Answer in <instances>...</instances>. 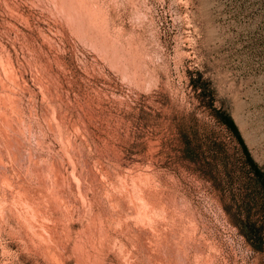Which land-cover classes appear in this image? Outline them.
Wrapping results in <instances>:
<instances>
[{
  "label": "rangeland",
  "instance_id": "rangeland-1",
  "mask_svg": "<svg viewBox=\"0 0 264 264\" xmlns=\"http://www.w3.org/2000/svg\"><path fill=\"white\" fill-rule=\"evenodd\" d=\"M211 102L264 172V0H0V264H264Z\"/></svg>",
  "mask_w": 264,
  "mask_h": 264
},
{
  "label": "trees",
  "instance_id": "trees-1",
  "mask_svg": "<svg viewBox=\"0 0 264 264\" xmlns=\"http://www.w3.org/2000/svg\"><path fill=\"white\" fill-rule=\"evenodd\" d=\"M201 80V75L198 78H192V86L194 90L199 91L201 93H209L210 96H212L213 90L207 87L203 82L200 83ZM209 106L214 110L219 122L229 129L232 135H234V137L238 140L239 144L242 146L243 158L250 168L249 173L253 176L252 179L256 180V189L261 187L264 188V172L252 157L235 119L231 116L229 112L217 110L214 107L213 102H211ZM262 200L263 201L260 205L261 210L263 212L262 223L256 225L248 221L246 222L248 238L250 239V241L252 240V242L256 240L259 243V247H261L260 245L264 242V198Z\"/></svg>",
  "mask_w": 264,
  "mask_h": 264
},
{
  "label": "bare ground",
  "instance_id": "bare-ground-1",
  "mask_svg": "<svg viewBox=\"0 0 264 264\" xmlns=\"http://www.w3.org/2000/svg\"><path fill=\"white\" fill-rule=\"evenodd\" d=\"M53 1L55 2V0H53ZM58 1H59V0H58ZM67 1H68V0H67ZM70 1H72V0H70ZM74 1H75V0H74ZM86 1H88V0H86ZM79 2H80V1H79ZM81 3H82V2H81ZM57 4H58V3H57ZM63 4L66 5V4H69V2H68V3H63ZM75 4L78 5L77 2H75ZM75 4H72V5L75 6ZM83 4H84V2H83ZM85 4H87V2H86ZM85 4H84V5H85ZM91 4H93V3H91ZM58 5H59V4H58ZM60 5H61V4H60ZM64 5H63V6H64ZM79 5H80V3H79ZM79 5H78L77 7H79ZM93 5H95V4H93ZM93 5H92V6H93ZM99 5H100V4H99ZM70 6H71V5H70ZM56 7H57V5H56ZM64 7H65V6H64ZM66 7H68V6H66ZM66 7L64 8L65 11H66V9H68V8H66ZM83 7H84V6H83ZM93 7L95 8V6H93ZM97 7H98V5H97ZM99 7H102V6H99ZM72 8H73V7H72ZM72 8H70V9L72 10ZM81 8H82V5H81ZM84 8L86 9V7H84ZM64 9H63V10H64ZM70 9H68V10H69L70 13L72 14V12H71ZM82 9H83V8H82ZM89 9H92V8H89ZM95 9H96V8H95ZM57 10H61V8L58 9V7H57ZM75 10H77V11L79 12V14H81V13L84 12V11L81 12V11H80V8H79V10H78V8H76ZM86 10H87V9H86ZM102 10H103V8H102ZM102 10H100V11H102ZM65 11H62V12L65 13ZM72 11H74V10H72ZM87 11H90L89 13H91V10H87ZM100 11H99V12H100ZM62 12H59V13L62 15ZM92 12H95V11H92ZM96 12H97V11H96ZM70 13H65L66 15H68V19H69V16H70L69 14H70ZM89 13H88V14H89ZM100 13H103V12H100ZM100 13L97 12L98 15H99ZM75 14H77V13H74L71 17H73V16H76V17L80 16V15H75ZM57 15H58V14H57ZM103 15H104V13H103ZM105 15H106V14H105ZM62 16H63V15H62ZM81 16H85V15H81ZM81 16H80V17H81ZM89 16H90V17H89L90 19H94V18H91L92 15L89 14ZM76 17H73V18L75 19ZM85 17H86V16H85ZM87 17H88V16H87ZM87 17H86L87 20H86L85 23H87V22L89 21ZM96 17H97V16H96ZM101 17H102V16H100L99 19H102ZM106 17H107V15L105 16V19L103 18V20L106 21ZM78 18H79V17H78ZM78 18H76V19H78ZM70 19H72V18H70ZM79 19H81V18H79ZM72 20H73V19H72ZM83 20H84V18L82 19V21H83ZM84 21H85V20H84ZM84 21H83V22H84ZM97 21H98V20H97ZM97 21H96V22H97ZM105 21H104L103 23H105ZM61 22H62V21H61ZM83 22H82V24H83ZM91 22L93 23V20H91L89 23H91ZM100 22H101V21H99V25H102ZM76 23L78 24L77 21H76ZM85 23H84V24H85ZM65 24H66V23H65ZM97 24H98V23H97ZM89 25H90V24H89ZM91 25H92V26H93V25H96V23H95V24H91ZM106 25H107V24H106ZM70 26H72V25H70ZM75 26H76V25H75ZM77 26H79V25H77ZM92 26H90V27H91V29L93 30L94 28H92ZM102 26H104V25H102ZM80 27H81V24H80ZM82 27H83V26H82ZM84 27L87 28L88 26H87V27L84 26ZM97 27H98V26H97ZM107 27H108V26H107ZM107 27H105V29H106ZM70 28H71V27H70ZM78 28H79V27H78ZM85 28H84V29H85ZM88 28H89V27H88ZM95 28H96V27H95ZM109 28H110V27H108L107 29H109ZM73 29H75V27H74ZM76 29H77V28H76ZM84 29H83V30H84ZM99 29H100V28H99ZM107 29H106V30H107ZM79 30H80V29H77V31H79ZM81 30H82V29H81ZM89 30H90V28L87 29V31H89ZM77 31H76V34H77V33H80V34L82 33L81 31H80V32H77ZM87 31H86V33H87ZM90 31H91V30H90ZM84 32H85V31H84ZM84 32H83V33H84ZM94 32H95V31H94ZM105 32H107V31L104 30L103 33H105ZM61 33H62V32H61ZM92 33H93V32H92ZM97 33H99V32H97ZM97 33H96V34H97ZM96 34H95V35H96ZM105 34H106V35L103 34L104 37L102 36V33H101V36H98V35H97V37H96L97 40L100 39V38H98V37H101V38L103 37V39L105 40V38L107 37V34H108V33H105ZM78 35H79V34H78ZM78 35H75V36L78 37ZM84 35H85V34H84ZM81 36H82V34H81ZM81 36H79V37H81ZM87 36H90V35L87 33ZM87 36H85V37H87ZM105 36H106V37H105ZM79 37H78V38H79ZM93 37L95 38V36H93V34H92V38H93ZM114 38H115V36H114ZM79 39H80V38H79ZM82 39H86V38L83 37V38H81V40H82ZM103 39H102V40H99V42H98V41H95V42L99 43V44H100L99 46H101V45H103V44H102L103 42L100 43V41H104ZM81 40H80V41H81ZM91 40H92V39H91ZM93 40H94V39H93ZM93 40H92V41H93ZM112 40H113V42H114L116 39H113V38H112ZM83 41H84V40H83ZM83 41H82V42H83ZM88 41H89V40H88ZM84 42L87 43L86 40H85ZM90 42H91V41H90ZM95 42H94V43H95ZM115 42H117V40H116ZM97 43H95V45H94L93 43H91L90 45L93 44V45H94L93 47L97 48V47H96ZM104 43L107 44L108 41L105 40ZM106 44H105V45H106ZM110 45H112V44H110ZM116 45H118V44H116ZM113 46L115 47V45H112V47H113ZM103 47L106 48V46H103ZM98 48H99V47H98ZM98 48H97V49H98ZM108 48H109V46H108ZM97 49H96V50H97ZM118 49H119V48H118ZM99 50L101 51V50H103V48H101V49L99 48ZM106 50H108V49H106ZM119 51H120V50H119ZM101 52H102V51H101ZM105 52H107V51H105ZM108 52H111V51H108ZM103 53H104V51H103ZM110 55H111V54H110ZM115 56H117V55H115ZM139 231H140V230H139ZM141 232H142V231H141ZM55 245H57V244H55ZM55 245H54V246H55ZM60 246H61V245H60ZM61 247H62V246H61ZM52 248H54V247H52ZM56 248H57V247H56ZM58 248H59V247H58ZM62 248H63V247H62ZM54 250H55V249H54ZM63 250H65V249H63ZM58 252H59V250H58ZM58 252H57V253H58ZM129 252H131V251H129ZM129 252H127V253H129ZM59 255H63V254H61V252H60ZM129 257H130V256H129ZM135 257H137V256H135Z\"/></svg>",
  "mask_w": 264,
  "mask_h": 264
}]
</instances>
